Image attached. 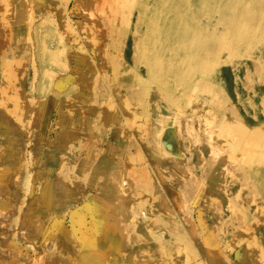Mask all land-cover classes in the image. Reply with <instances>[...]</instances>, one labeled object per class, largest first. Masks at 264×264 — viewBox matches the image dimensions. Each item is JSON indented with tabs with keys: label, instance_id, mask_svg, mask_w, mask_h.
<instances>
[{
	"label": "rangeland",
	"instance_id": "374dc122",
	"mask_svg": "<svg viewBox=\"0 0 264 264\" xmlns=\"http://www.w3.org/2000/svg\"><path fill=\"white\" fill-rule=\"evenodd\" d=\"M0 264H264V0H0Z\"/></svg>",
	"mask_w": 264,
	"mask_h": 264
},
{
	"label": "bare ground",
	"instance_id": "6f19581e",
	"mask_svg": "<svg viewBox=\"0 0 264 264\" xmlns=\"http://www.w3.org/2000/svg\"><path fill=\"white\" fill-rule=\"evenodd\" d=\"M131 9H132V8H131ZM138 15H139V13H138ZM152 20H154V17H153ZM172 33H173V31H172L170 28H167V29L162 30V34H163L166 38H168ZM223 125L225 126V124H223Z\"/></svg>",
	"mask_w": 264,
	"mask_h": 264
}]
</instances>
